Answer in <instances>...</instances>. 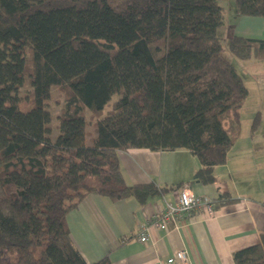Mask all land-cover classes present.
<instances>
[{
  "label": "trees",
  "instance_id": "16d2710c",
  "mask_svg": "<svg viewBox=\"0 0 264 264\" xmlns=\"http://www.w3.org/2000/svg\"><path fill=\"white\" fill-rule=\"evenodd\" d=\"M233 1L235 18H264V0ZM234 58L264 61V39L234 34L218 0H0V264H87L67 215L91 194L143 204L160 191L127 184L118 151L186 149L213 182L248 97ZM108 105L89 143L86 111ZM233 260L264 264V233Z\"/></svg>",
  "mask_w": 264,
  "mask_h": 264
},
{
  "label": "crops",
  "instance_id": "0c3cea01",
  "mask_svg": "<svg viewBox=\"0 0 264 264\" xmlns=\"http://www.w3.org/2000/svg\"><path fill=\"white\" fill-rule=\"evenodd\" d=\"M218 1L225 7L226 20L234 34L264 39V18H235L234 1ZM256 75L264 77V67ZM242 77L248 97L241 109V129L228 150L226 162L214 168L213 182L205 183L196 178L200 162L186 149L118 151L127 184L153 183L160 191L143 204L134 198L113 201L97 194L84 198L67 215L66 223L87 264L104 257L112 264H167L179 250L187 252L188 264H235V251L261 241L264 233V126L252 136L250 125L252 117L257 112L262 113L264 106L258 107L260 111L250 106L252 90L247 80L251 77L248 74ZM256 86L264 98V80ZM94 136L88 135L89 143ZM184 188L196 196L211 199L213 213L209 214L201 206L191 216L176 224L170 223L166 230L149 225L148 241L141 242V226L148 225L156 213L165 210L167 203H176Z\"/></svg>",
  "mask_w": 264,
  "mask_h": 264
},
{
  "label": "rangeland",
  "instance_id": "374dc122",
  "mask_svg": "<svg viewBox=\"0 0 264 264\" xmlns=\"http://www.w3.org/2000/svg\"><path fill=\"white\" fill-rule=\"evenodd\" d=\"M252 63H254V64H252ZM234 65L240 74H242L243 76L248 74L251 77V79L247 80V83L249 84V86L252 90L250 106H254L257 109L260 106L261 107L264 106L263 93L261 91H258L257 86H256V83L264 80L263 76L256 75L257 72L261 69V67H264V62L253 61V60L245 61V60H240V59L234 58ZM244 67H246L247 69ZM27 92H29V88H23L21 91V95L24 96L25 94H27ZM64 101H65L64 91L61 88H59L58 86H53L51 88V98L48 101V106H49V109H50L51 114L53 116V121H52V127H53L52 137L53 138H55V136L58 132L59 120L57 119V115L60 113V110L62 108ZM30 108H31V105L26 100L22 102V104H21V110L22 111H28ZM110 109H111V107L109 105L106 106L103 113L100 116L95 117L94 119H91V112L89 110L86 111L87 118L90 121L88 128H87L89 136H92L95 134L94 133L95 126L93 125L94 121L97 118L105 116L110 111ZM261 116H262L261 124L263 122V124L261 126H264V111L261 113ZM252 119H253V117H252ZM247 120H249V119H247ZM9 259H10V254L5 253L4 261H3L4 264H7Z\"/></svg>",
  "mask_w": 264,
  "mask_h": 264
},
{
  "label": "built area",
  "instance_id": "2783aa9c",
  "mask_svg": "<svg viewBox=\"0 0 264 264\" xmlns=\"http://www.w3.org/2000/svg\"><path fill=\"white\" fill-rule=\"evenodd\" d=\"M201 206H203L209 214L213 213L214 204L211 199L208 197L196 196L188 188L182 189L176 203H167L165 210L156 213L148 225L146 224L141 226L139 230V240L141 242L148 241L149 225L166 230L168 229L170 223L176 224L178 221L191 216L193 211ZM188 263V255L185 250L177 251L167 260V264Z\"/></svg>",
  "mask_w": 264,
  "mask_h": 264
}]
</instances>
